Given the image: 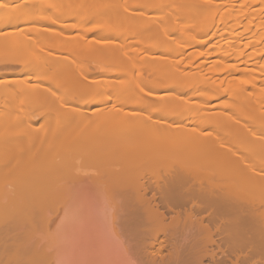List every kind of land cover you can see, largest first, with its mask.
<instances>
[{
    "label": "bare ground",
    "instance_id": "bare-ground-1",
    "mask_svg": "<svg viewBox=\"0 0 264 264\" xmlns=\"http://www.w3.org/2000/svg\"><path fill=\"white\" fill-rule=\"evenodd\" d=\"M0 4V58L14 55L27 70L0 78V264H133L116 229L97 222L95 190L139 202L138 231L159 228L143 264H264V0ZM194 46L201 51L192 53ZM79 60L100 65L83 70L87 64ZM207 61L210 79L200 71ZM61 69L65 77L52 78ZM146 73L164 74L168 86L145 88ZM194 78L197 90L214 91L198 113L232 128L242 149L222 143L220 130L189 141L199 115L187 116L184 108L196 112L200 102L185 85ZM66 89L77 95L53 114ZM98 93L110 94L112 103ZM137 99L160 108L147 115ZM70 115L84 121L59 130ZM122 121L125 130L100 134L104 123ZM136 130L140 141L158 145L139 149L135 142L127 154L115 153ZM168 143L180 147L165 153ZM212 151H221L224 161L205 165ZM116 154L120 162L95 175L76 163ZM142 161L162 169L152 180L129 178ZM238 177L243 181L232 183ZM51 216L80 217V225L42 226ZM178 228L187 233L182 240Z\"/></svg>",
    "mask_w": 264,
    "mask_h": 264
},
{
    "label": "rangeland",
    "instance_id": "rangeland-1",
    "mask_svg": "<svg viewBox=\"0 0 264 264\" xmlns=\"http://www.w3.org/2000/svg\"><path fill=\"white\" fill-rule=\"evenodd\" d=\"M144 1H146V0H144ZM144 5H145V3H144ZM54 8L58 9L56 7H54ZM178 11H181V9H179ZM51 12H52V10L49 13H51ZM36 13L37 12H34V14H31V15H33L32 18L35 17ZM31 15H30V17H31ZM30 17H29V19H30ZM214 21L216 23L218 22V16L214 17ZM29 25H35V24H29ZM141 28L143 29V27H141ZM80 42H82L81 36L79 38V43ZM61 46L63 47V48L60 47L62 50H67L66 48L68 46V43H64ZM200 48H201V46H194V47L190 48V51H193L192 53H197V52L201 51ZM184 49H185V47H184ZM205 51L212 53L214 51L213 45H208L207 48L205 49ZM24 53H26V51H24ZM5 54H6V56H1V58H0V78L7 76V75L13 76V75L17 74L18 71H23V69L26 70V68H23V65L19 63L20 61L14 60V55L12 57V55L7 56V54H9L7 52ZM79 62L80 63L83 62L84 64H87L84 66L83 70H85L87 68L95 69V68H98L100 65L99 63H89V62H86L83 60H79ZM102 65H108V64L102 63ZM211 66H212L211 62L207 61L204 65V67L200 70L202 75L207 79H210L213 76V70H212ZM51 74L53 75L52 78H54V79L64 78L65 77V70H62V69L61 70H52ZM163 77H165V78H163ZM141 80H142V84L145 88L156 87L159 85L166 87V86H168V81H169L167 76H165L164 74L160 75L159 73H157V75H148L147 73L143 74ZM198 85H201L199 83L198 78L197 79L194 78L193 80H191L190 82H188L185 85V87H186L185 89L194 88L191 92V96L193 98L198 97V99H196V102L197 103L200 102V106L198 107L196 112H194L195 108H193V107L184 108V113L187 116L199 115L198 121L195 122V124L192 123L189 126V128H190L189 130H193L192 134L190 136H188L189 141L192 143H196L199 141L200 137L208 135V134L216 133L220 130V131H222L221 138H220V141H222V143H224V144L226 143L227 145H230L232 148H235L236 150L242 149V145H241L240 141L238 139H236L233 136V134L231 133V132H233L232 128L221 129L216 115H214L212 113L209 114L206 111L198 113V112L202 111L203 104L206 101V99H208L210 97V94L214 93V91L209 92L208 90H204V89L201 90L200 88H199V90H197L196 88ZM94 92H96V91L92 90V91L88 92L89 94L88 93H86V94L92 95V94H94ZM169 92L170 91H166L164 93L167 94ZM107 93H109V92H107ZM107 93H103V94L98 93L99 99L100 100L106 99V100H108V103L111 104L112 103V96L110 94H107ZM73 94L77 95L76 93H73L71 90H67V89L62 90L60 92L59 99H58L59 104H57V106L59 108L56 107L57 109H53L52 110L53 114L59 115L58 113H60V111H61L60 102H62V104L63 103L66 104V102H68V104H66V105L70 106L68 97H69V95H71V97H72ZM74 97L77 98V96H74ZM224 97H221L220 99L216 100L214 103L220 104L221 102H223L225 100ZM78 98H79V96H78ZM136 105H140L143 108L142 111L147 115L157 113L159 108H160V106H158V104L155 101L147 100V99H137ZM33 112H32L33 114H35L36 116L39 115V117L46 115V112H44V111H36V112L33 111ZM204 113L208 114V116L204 117V115H206ZM50 115H51V113H50ZM70 117H71L70 121L68 119L66 120L68 122V124H66V123L60 124L59 130L65 131V127H68V126L75 128L76 126L82 124V122L84 121V119L78 118V116L70 115ZM194 120H196V119H194ZM120 128H121V130L126 129L124 121L115 122V123H111V124L104 123L99 132H100V134L101 133L110 134L112 132L119 131ZM140 135L141 134H139L137 132V130H136V135L125 134L124 139H123L124 142L117 145V147L114 149V151H116L115 153H117L119 151V152H124L127 154L129 152V150L133 148L130 146V144L135 143V142H136V148H138V146H139V149L141 147H146L148 145H154L155 146L158 142V141H156V142H154V141H149V142L140 141ZM221 139H223L224 141ZM141 143H143V144H141ZM162 145H163V143L160 146H162ZM179 147H180V144L168 143L167 145L164 146V151H165V153H172V152L178 150ZM220 152L221 151H215V152L212 151L211 154H209L208 158L206 159L207 162H204V164L210 165L211 163L224 161V159L222 157H219ZM116 155L117 156L115 158L101 157V158L96 159V160H93V159L92 160L91 159L86 160V159L80 158L77 160L76 163L81 164L82 168L87 173H89L91 175H95V174H97V171L99 168H105V169L114 168L120 162L119 155L118 154H116ZM142 163L144 164L142 168L136 169V171H132V172L128 173L129 178H135L136 177V178H140V179L145 178L147 180H152V178L158 174L159 170L162 169L161 166L157 165L158 162L142 161ZM204 164L202 166H204ZM203 168L204 167H202V169ZM243 179H244L243 177H238L234 181H232V183L238 184L241 181H243ZM95 192L97 193V195L95 193V196H94L95 198L92 199V204H93V206L91 204L92 212H94V214H96V217H97V215H99V213L101 214V212H102V214L99 215L100 217L98 216L96 218L97 222L102 221L104 219L103 222H101L104 224H101L99 222L100 223L99 225H102L103 228H109V227L115 228L118 235L122 238V241L125 244L127 243L129 245V246L127 244L125 245L126 250L127 251L129 250L127 252V253H129V254H127V257L129 256V257H132L134 259L133 260L132 258H130L131 262L133 264H135L134 261H136V263L140 262L141 264H143L147 254L149 253V247H150L151 243L153 242L154 237L158 234L159 230H157V229H159V228H154V229L148 228L149 230L147 228H143L140 231H138L139 228L136 227V218L138 216V208L140 207V203L139 202L137 203L136 200H130L128 198L118 196V195L113 196V197H109V195H107V194H105V195L101 194V193L99 194L97 192V190H95ZM98 194L100 197L98 196ZM96 196H98V197H96ZM104 198H105V200H104ZM101 199H102V201H101ZM99 200H100V202L98 203ZM94 201H95V203H94ZM101 204H103L105 206H103ZM102 206H103V208H100ZM95 212H97V213H95ZM71 217L72 216L65 217V220L63 219L65 222L64 221L61 222L60 218L57 219V221H56L55 216H51L50 221H47V223L43 224L42 226H45V227L47 226L46 228H59V227L60 228H68V227L69 228H74V227L78 228L77 224L80 222V221H78V220H80V217L78 220H76L78 217L77 218L72 217L73 220L71 219ZM98 218H100L102 220H99ZM59 221L61 223V226H58V225H60V223H58ZM77 221H78V223H77ZM54 223L56 224V226ZM79 225H80V223H79ZM43 229H45V228L43 227ZM181 230H183V228H180L176 232L177 235L179 236V237L177 236L179 238V240L184 239L185 235L187 234L185 230H183V231H181ZM129 257L127 259H129ZM128 261H130V260H128Z\"/></svg>",
    "mask_w": 264,
    "mask_h": 264
},
{
    "label": "snow or ice",
    "instance_id": "snow-or-ice-1",
    "mask_svg": "<svg viewBox=\"0 0 264 264\" xmlns=\"http://www.w3.org/2000/svg\"><path fill=\"white\" fill-rule=\"evenodd\" d=\"M0 7H4V5L0 4ZM0 19H3V17H0Z\"/></svg>",
    "mask_w": 264,
    "mask_h": 264
}]
</instances>
